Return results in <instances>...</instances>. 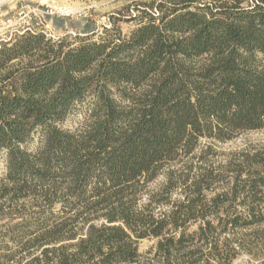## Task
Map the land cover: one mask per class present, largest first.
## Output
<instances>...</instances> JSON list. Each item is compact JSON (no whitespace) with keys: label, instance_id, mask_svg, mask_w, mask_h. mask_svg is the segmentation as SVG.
<instances>
[{"label":"trees","instance_id":"obj_1","mask_svg":"<svg viewBox=\"0 0 264 264\" xmlns=\"http://www.w3.org/2000/svg\"><path fill=\"white\" fill-rule=\"evenodd\" d=\"M131 1L0 43V264H264V0Z\"/></svg>","mask_w":264,"mask_h":264},{"label":"rangeland","instance_id":"obj_2","mask_svg":"<svg viewBox=\"0 0 264 264\" xmlns=\"http://www.w3.org/2000/svg\"><path fill=\"white\" fill-rule=\"evenodd\" d=\"M244 1L247 4L251 0ZM130 3L131 0H0V43L25 29H41L55 38L100 30L108 23L109 15ZM131 27L123 25L125 32ZM247 148H264V129L244 132L223 144L218 151L229 154ZM3 171L1 161L0 176ZM151 244L142 241L140 251L144 252ZM238 263L258 264L248 256L239 259Z\"/></svg>","mask_w":264,"mask_h":264}]
</instances>
